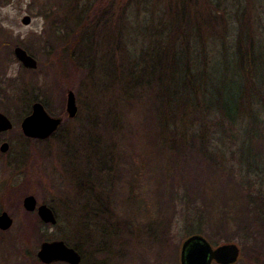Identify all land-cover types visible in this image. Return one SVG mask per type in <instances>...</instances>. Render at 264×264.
<instances>
[{
	"label": "rangeland",
	"instance_id": "rangeland-1",
	"mask_svg": "<svg viewBox=\"0 0 264 264\" xmlns=\"http://www.w3.org/2000/svg\"><path fill=\"white\" fill-rule=\"evenodd\" d=\"M4 1L6 2L0 3V35L8 36L7 40L14 42H29L32 34L42 32L47 25L44 13L49 10L64 14V18L68 19L67 23H59L61 27L64 24L69 28L67 43L69 58L65 61L64 69L62 67L64 71L56 72L57 67L54 68L55 73L51 72L48 68L50 61L45 63L41 57L34 55L41 63V68L38 67L29 74V77L34 82L33 98L46 99L48 101L46 103L51 105L49 109L54 113L60 114L53 106L57 100L53 87L56 84L74 93L79 111L76 119L65 120L64 131L62 127L46 143H33L31 147V144L21 142L18 135L19 123L25 113H21V110L18 114L16 106L1 103L0 112L12 121L14 129L9 133L0 134V145L8 144V150L5 153L0 152V213L7 212L14 221L8 232L0 230V264L34 263L27 262L26 256L23 255L29 254L24 243L29 247L33 225L37 229V240L44 236L46 240L63 239L70 245L78 242V235L83 230L87 246L86 260L111 259L115 262L113 264H178L182 241L193 235V228L199 226L204 235L218 241L216 245L234 243L239 247L240 257L236 264H264L263 230L257 231L254 227L252 238H241L240 232L229 237V241L221 235L212 237L209 225L197 218L200 206L194 205L192 198L195 194L201 195L203 188H206V192L209 190L205 181H208L212 169L209 162L211 159L213 166H217L219 179L215 187L216 193L208 191L207 196L205 195L207 200L210 195L216 194L221 195L222 199L229 198L231 192H224L228 176L243 184L244 187L240 191L242 194L247 190L252 194L264 191V144L256 142L252 145L260 152L257 167L248 163L243 149L248 145V140H252L247 131L252 123L251 117L256 116L264 121V108L258 100L255 101L256 99L250 105L249 111L246 109L242 123L240 122L234 131L224 120L222 121V118L208 114L205 109L193 111L189 107L185 109L184 114L176 112L173 125L168 123V127L166 116L163 117L166 129L159 134L158 141L163 147L164 156L162 166L155 177H159L160 181V187L157 189L159 188L158 193L162 196L161 212L164 213L163 199L164 201L171 199L172 205L167 237L169 247L165 259L158 258V244L148 235L145 228L147 221L144 217L141 218L139 215L131 217V212L128 217V214H123L121 208L111 206L110 209L109 205L104 206L103 210L112 215V219L103 220L102 216L107 217L108 214L103 213L97 217L90 211V208L96 206L97 212H102L101 206L97 207L100 198L102 204L111 200V197L119 200L120 195L125 196L132 178L128 170L134 171L135 165L142 169L140 163L136 164L133 160V151L137 153L143 149L138 145L141 141H137L138 135L129 128L130 124L143 121V115L138 116L135 111H129L124 107L126 92L123 86L127 78L123 73L126 74L134 62H140L142 48H148L152 40L154 41L155 38H150L148 34L150 24L157 26L165 24L164 14L170 6L175 10L182 0ZM188 4L192 15L195 8L202 15L215 13L216 10L224 12V5H218V0H189ZM120 13L122 21L118 23ZM25 15L31 18L28 26L21 23ZM239 15H243L240 22L250 27L251 33L256 35L261 45H264V0L243 1ZM218 27V31L222 32L226 23ZM3 45L0 40L2 66L0 88L4 89L11 80L23 74L24 70L12 55L9 57L4 55ZM6 46L8 50V45ZM84 49L86 51L82 52ZM29 50L35 51V48L29 47ZM78 50H81L80 59ZM6 79H9V82L5 85ZM229 82L228 74L225 83ZM44 85L48 90L46 94L43 89L41 91ZM229 86L228 84L227 87ZM132 89V94L141 95L139 88ZM1 100L0 92V102ZM63 101H66L65 95ZM2 107H5L6 111H2ZM87 119L94 122L90 130L83 122ZM170 121L168 117V122ZM218 122H221L222 126L217 124ZM89 135L92 137L91 146L83 148L82 137ZM63 138L69 140L66 150L62 149ZM92 143H95L96 147L92 148ZM46 151L51 154L49 158L45 154ZM20 152L27 153L26 162L19 161ZM83 152L86 153L85 162L83 161L85 166L83 163L78 166L82 165L81 167H86L88 171L93 168L96 171L98 168L101 169V173L97 172L92 181V187L97 185V194L100 196L95 202L92 192L91 198H87V203L81 202L83 205L80 207L76 201L78 193L71 185L76 161L82 158ZM207 158L209 160L205 163L204 160ZM100 159L103 162L100 163ZM108 168L112 169V174H108ZM90 172L94 174L93 170ZM141 173H144L143 169L138 175V179L142 181ZM154 187L156 189V183ZM143 189L147 188L143 185ZM28 194L35 197L37 204L44 203L55 209L58 216V224L55 227L43 224L38 228L36 214L26 212L22 206V200ZM84 205L86 207L83 208ZM83 209L84 212L88 211L91 214L84 215L85 222L80 226L75 219L82 215L78 211ZM72 217H75V222L72 221ZM161 225L165 228V225L162 223ZM14 242L17 250L12 245Z\"/></svg>",
	"mask_w": 264,
	"mask_h": 264
},
{
	"label": "trees",
	"instance_id": "trees-1",
	"mask_svg": "<svg viewBox=\"0 0 264 264\" xmlns=\"http://www.w3.org/2000/svg\"><path fill=\"white\" fill-rule=\"evenodd\" d=\"M3 1L0 3L6 2ZM243 1L247 0H218V5H224V12L220 13L216 10L217 12L206 13V15L199 14L196 8L192 15L189 9V0H182L175 10L170 6L164 14L166 17L164 18L165 24L162 26L150 24L148 34L150 38L155 39L152 40L148 48H142L139 56L140 62H134L128 72L123 73V76L127 78V82L123 86L126 92L124 107H127L129 111H135L138 116L143 115V121L130 124L129 128L131 132L138 135L137 141L142 143L138 144L143 148L137 152L138 154L133 151V160L142 166L143 184L138 179L142 169H138L139 167L135 165L134 171L128 170L132 175L130 179L132 187L127 189V196L120 195L119 200L118 198L114 200L111 197V200L102 204L100 198L97 207L101 206L102 212H97L96 206L90 208V211L93 216L96 214L98 217V215L106 213L103 207L109 205L110 209L111 206H115L117 209L121 208L123 214H128V217H130L129 212H131V217L134 215L144 217L147 221L145 228L148 235L158 244L159 259L167 257L169 247L167 237L172 216L171 199L165 201L163 199L164 213L161 212L162 196L158 193L159 188L157 189L160 187V181H158L159 177H155L162 166L164 156L163 147L158 141L159 134L166 129V126L168 127V123L173 125L176 112L184 114L185 109L189 107L193 111L205 109L208 114L222 118V121L224 120L232 131L242 123L244 112L246 109L249 111L250 105L255 99L264 108V45H261L256 35L251 33L250 27L240 22V17H243V15H239ZM120 15L121 13L117 18L118 23L122 21ZM227 20L230 22L228 23ZM223 23H226V27L220 32L218 26L221 27ZM78 53L80 59L81 50H78ZM78 61L80 62V60ZM228 74L229 87L226 84ZM26 83L28 82L22 79H14L10 81L7 88L1 89L0 107L2 102L7 106H16L17 113L20 114L22 107H19L17 100L30 99L32 95L31 87ZM31 84L34 86L33 81ZM133 87L139 88L138 91H141V95L132 94ZM11 101L13 102L11 103ZM5 109V107L1 108L2 111H6ZM164 116H166L167 122L165 127ZM168 117L170 122H168ZM251 119L252 123L247 131L253 141L248 140V145L243 149L248 163L250 162L257 167L259 163L258 153L260 152H257L255 146L252 145L256 142L264 144V121L259 120L256 116L251 117ZM83 122H85L88 130L94 124L90 119ZM217 124L222 126L221 122ZM224 132L226 131L224 130ZM19 139L23 143L31 144V147L33 143L39 144L48 141L28 139L22 134L19 135ZM82 139L84 140L81 146L89 148L92 137L89 135L82 137ZM62 141L64 144L62 149H67L69 140L63 138ZM94 147L96 144L92 143V148ZM87 151L86 153H88ZM86 153L83 152L82 158L76 161L73 185H71L78 193L76 201L80 207L83 202L87 203L88 187L96 177L97 172L101 173L100 168L98 171L94 168L91 169L94 171V175L90 172L91 170L88 171L86 167H81L85 164ZM19 154V161L26 162L27 153L20 152ZM45 154L48 158L51 155L49 151H46ZM102 155L105 156V154ZM165 159L168 160V158ZM208 160L207 158L204 162L207 163ZM209 162H211L212 169L205 184L208 185L209 192L216 193L215 187L218 184L219 173L216 169L217 166H213L212 159ZM80 163L83 164L78 166ZM107 172L108 174L111 173L112 169L108 168ZM143 185L147 188L146 190L143 189ZM243 187V184L228 176L224 188V192H231L228 199L223 198L226 199L223 200L220 198L221 195L216 194L215 196L210 195L208 201L205 198L208 193L206 188H203L201 195L195 194V197H192L193 204L200 206L201 212H197V218L200 222L204 221L209 225L212 237L221 235L226 241H229V237L239 232L241 238H252L254 227L257 231L258 229L264 231V191L252 194L247 190L242 194L240 191ZM77 204L74 205L77 206ZM78 213L85 216L91 214L88 211H78ZM83 215L77 217V220L72 217V221L75 219L77 225L80 223L81 226L86 219ZM108 215L107 217H103V215V220H106L105 218L112 219V215ZM160 221L165 225V228L162 227ZM130 223L132 224V220ZM37 224L38 228L43 225L38 218ZM193 229L192 234H203L199 226ZM202 236L207 238L212 245H216L218 242L216 239V241L210 239L207 235L203 234ZM45 240L46 238L41 236L37 241L39 244Z\"/></svg>",
	"mask_w": 264,
	"mask_h": 264
},
{
	"label": "flooded vegetation",
	"instance_id": "flooded-vegetation-1",
	"mask_svg": "<svg viewBox=\"0 0 264 264\" xmlns=\"http://www.w3.org/2000/svg\"><path fill=\"white\" fill-rule=\"evenodd\" d=\"M25 16L29 17V23L27 25H25V26H28L31 23V18H30L29 15H25ZM44 16L46 17V20H47L46 24L47 25L44 27L42 32H40L39 34H32L29 42H27V41L26 42L16 41V42L19 43V44H17L13 40H7L8 36H5V35H3V36L0 35V40L4 43V45H3L4 52L3 53H4V55H6V57H9V56L12 55L15 58V56H14L15 48H21L22 50L25 51V53L28 56L32 57L36 61V65H37L36 69L32 70V69H27V68L23 67L21 65V63L19 61H17L21 65V67L23 68L24 73L18 75V77L14 78V79H16V80L22 79L25 82H28L26 84L31 87V91H32V93H31L32 95H31L30 99H24V100L19 99V100H17L18 103H19L18 104L19 107H22L21 108L22 113H25L24 116L21 118L20 123H19V134L18 135L22 134L21 127H20L22 120L26 116L31 114L33 104L39 103L49 117L59 120V123L57 125L56 130L49 137L44 139V140H48V139L54 137L56 135V133H58L60 131V129H62L65 120H74V119H76L79 109H78V106H77V103H76L77 113H76L75 117L74 118H70L68 116L67 111H66V101H63V98H64V95L67 98V94H68V92L70 90H68V88H66L64 90V88L59 86L58 84L53 85V87L55 89L54 95H56V97H57V100H55V104H53V106H55L56 112L59 111L60 114L54 113L53 110L49 109V106H51V105L46 103V102H48L46 99L37 100L36 97L33 98L34 88H33L32 84H31L32 80H30L29 74H31L34 71H36L38 69V67L41 68V63L35 58L34 55H36L37 57H41L42 61L43 62L45 61V63H48V61H50L48 68H49V70L51 72H54V73H55L54 68L57 69V67H58V69L56 70V72H59L61 70L64 71L63 69H64L65 61H68V58H69L68 46H67V43L69 41L68 40L69 39V35H68L69 28H68V26H66L64 24H63L62 27L59 25V23H67L68 19H66V17L64 18V14H58V13L54 12L53 10H49L48 12H45ZM22 25H24V24H22ZM3 37H5V38H3ZM4 39H6V40H4ZM6 44L8 45V50H7ZM27 45H29V46H27ZM29 47L30 48L34 47L35 51L34 50H29ZM54 59L56 61H54ZM62 67H63V69H62ZM42 72H43V69L41 70V73ZM13 80H11V81H13ZM8 82H9V79H6L5 80V85ZM1 89H3V87H1L0 90ZM42 89H43L45 94L48 93L46 85L42 86L41 91H42ZM54 95H53V97H54ZM10 122L12 124V129L9 130V131H6V132H2V133L0 132V134L9 133V132H11L14 129V126H13V123H12L11 120H10ZM64 129L65 128L63 127L62 131H64ZM64 137H65V134H64ZM25 138H27V137H25ZM35 140H38V139H35ZM44 140H39V141H44ZM91 192H93V200L95 201L96 198H98L100 196V195L97 194V185L96 186L94 185V187H92V183H91V185L88 187V194L86 196L88 199L91 198ZM27 196H30V194L24 196V198L27 197ZM31 196H33V195H31ZM22 202H23V200H22ZM42 204H44V203H42ZM38 205H41V204H37V206ZM45 205L48 206L47 204H45ZM48 207L52 211V213H53V215H54V217L56 219V224L55 225L45 224V225L50 226V227H55L58 224V216H57L56 211H55V209L53 207H51V206H48ZM82 211H84V209ZM3 212H1V213H3ZM26 212H28V211H26ZM5 213H7V212H5ZM28 213H30V214L35 213L36 216H37L36 210L33 211V212H28ZM7 215L12 220V225H13L14 219L8 213H7ZM10 228L7 229V230H3L1 232H8L10 230ZM36 230L37 229L35 228V225H33L31 227V242L29 244V247H27V244L24 243V246L26 247L25 248L26 251L29 252V254H27V253L23 254V255L26 256L25 259H26L27 262L33 261L34 262L33 264H70V263H68L66 261H59V260L51 261L49 263H42L37 257V253L39 251L40 245L43 242L61 241V242L64 243V245L67 248L73 249V251L78 255V257H79L78 264H113V263H115L111 259H100V260L99 259H96V260H92L91 259L89 261L86 260V258H87L86 257L87 246L85 245V239L83 237V234H84L83 230L78 235V242L76 244H73V245H70V244L66 243L63 239L50 240V238L49 239L47 238V240L42 241L40 244H38L37 239H36V233H37ZM12 245H13L14 249L17 250L16 249L17 246H16L15 242L12 243ZM20 247L21 246H19V248ZM178 264H179V260H178Z\"/></svg>",
	"mask_w": 264,
	"mask_h": 264
},
{
	"label": "water",
	"instance_id": "water-1",
	"mask_svg": "<svg viewBox=\"0 0 264 264\" xmlns=\"http://www.w3.org/2000/svg\"><path fill=\"white\" fill-rule=\"evenodd\" d=\"M21 23L27 25L29 17L24 16ZM14 56L27 69H36V61L28 56L21 48H15ZM66 111L70 118H74L77 113L76 98L72 91H69L66 98ZM58 119L49 117L39 103L32 106L31 114L26 116L21 122L22 134L31 139L44 140L49 137L57 128ZM12 129L10 120L0 112V132ZM8 144L0 145V152L5 153ZM23 208L28 212L36 210L37 216L44 224H56V219L45 204L37 206L33 196H27L22 202ZM12 224V220L7 213L0 214V230H7ZM38 259L42 263L51 261H66L70 264H78L79 257L73 249L67 248L63 242H43L37 253ZM240 257V249L234 243H224L212 246L206 238L199 234H193L184 239L179 250V264H236Z\"/></svg>",
	"mask_w": 264,
	"mask_h": 264
}]
</instances>
